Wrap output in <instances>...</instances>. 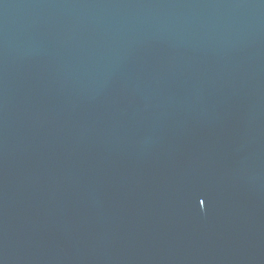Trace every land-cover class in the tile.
I'll use <instances>...</instances> for the list:
<instances>
[{"label":"water","instance_id":"1","mask_svg":"<svg viewBox=\"0 0 264 264\" xmlns=\"http://www.w3.org/2000/svg\"><path fill=\"white\" fill-rule=\"evenodd\" d=\"M0 264H264V0H0Z\"/></svg>","mask_w":264,"mask_h":264},{"label":"snow or ice","instance_id":"2","mask_svg":"<svg viewBox=\"0 0 264 264\" xmlns=\"http://www.w3.org/2000/svg\"><path fill=\"white\" fill-rule=\"evenodd\" d=\"M202 203V202H201Z\"/></svg>","mask_w":264,"mask_h":264}]
</instances>
